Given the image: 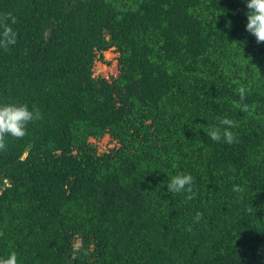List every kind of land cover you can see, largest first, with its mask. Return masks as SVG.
<instances>
[{
    "label": "trees",
    "instance_id": "trees-1",
    "mask_svg": "<svg viewBox=\"0 0 264 264\" xmlns=\"http://www.w3.org/2000/svg\"><path fill=\"white\" fill-rule=\"evenodd\" d=\"M246 12L243 0H0V31L17 33L0 47V101L40 112L0 149V255L264 264V42ZM112 46L119 74L95 75ZM224 117L231 144L206 134ZM107 133L118 145L99 153L90 138ZM178 172L190 193L167 191Z\"/></svg>",
    "mask_w": 264,
    "mask_h": 264
},
{
    "label": "clouds",
    "instance_id": "clouds-1",
    "mask_svg": "<svg viewBox=\"0 0 264 264\" xmlns=\"http://www.w3.org/2000/svg\"><path fill=\"white\" fill-rule=\"evenodd\" d=\"M246 4L247 23L246 30L251 33L257 43L264 42V0H243ZM15 17L11 18V23L14 24ZM17 33L13 30L10 24L3 25L0 31V47L7 48L16 43ZM237 92L240 99L245 97L244 86H239ZM232 104L235 108L246 111L247 104H241L237 100H233ZM40 112L33 105L31 108L26 103L20 102H4L0 101V149L5 147L4 140L7 137H23L26 134L27 126L30 122L39 119ZM220 123L227 127H212L206 131L208 137L213 141H221L229 144L233 143L235 134L232 131L234 121L224 117ZM168 180L165 182L167 191L171 194L180 193L182 191L191 192L193 176L191 173L178 172L173 175L168 174ZM235 191L240 190L239 185H234ZM0 264H18L17 256L14 251H10L7 255H0Z\"/></svg>",
    "mask_w": 264,
    "mask_h": 264
},
{
    "label": "rangeland",
    "instance_id": "rangeland-1",
    "mask_svg": "<svg viewBox=\"0 0 264 264\" xmlns=\"http://www.w3.org/2000/svg\"><path fill=\"white\" fill-rule=\"evenodd\" d=\"M118 56L119 52H117L115 47L113 46L106 50H103L101 53L98 54V59H96L94 63V74L103 75L107 78L117 76L120 71ZM90 140L97 144L99 153L102 151L110 150L118 145L116 139H113L108 133L100 139L90 138Z\"/></svg>",
    "mask_w": 264,
    "mask_h": 264
}]
</instances>
